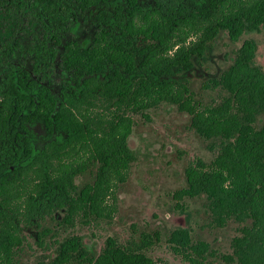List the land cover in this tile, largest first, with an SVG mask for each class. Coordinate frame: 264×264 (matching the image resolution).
<instances>
[{
    "label": "trees",
    "instance_id": "obj_1",
    "mask_svg": "<svg viewBox=\"0 0 264 264\" xmlns=\"http://www.w3.org/2000/svg\"><path fill=\"white\" fill-rule=\"evenodd\" d=\"M0 8L38 20L42 46L53 43L51 59L41 58L61 79L56 97L48 76L14 65L17 42L1 51L0 264H167L150 255L162 243L158 230L133 225L126 242L108 237L100 250L76 232L113 221L117 191L139 161L136 118L149 122L165 106L190 116L214 154L187 166L174 200L205 197L210 229L239 225L230 253L183 229L169 249L185 264H264V67L258 42L245 38L264 34V0H0ZM81 21L93 28L88 43L64 40ZM222 35L242 44L231 66L202 84L217 93L204 103L174 75Z\"/></svg>",
    "mask_w": 264,
    "mask_h": 264
},
{
    "label": "rangeland",
    "instance_id": "obj_2",
    "mask_svg": "<svg viewBox=\"0 0 264 264\" xmlns=\"http://www.w3.org/2000/svg\"><path fill=\"white\" fill-rule=\"evenodd\" d=\"M92 34L91 23L81 21L80 26L74 32L67 33L63 39L87 44ZM43 35V29L32 15L26 18L14 13L7 15L0 8V85L6 72L1 51L7 43L17 42L20 49L14 54V65L39 78L48 76L44 85L56 97L61 96L59 72L50 68L41 58L47 56L51 59L53 45L51 41L44 48ZM245 38H253L258 42L257 63L264 67V34ZM241 44L242 42L233 44L222 35L210 46L202 60L194 59L193 69L188 72L178 70L174 77L178 80H189L197 98L204 103L209 102L217 97V93L203 91L202 84L217 78L231 66L235 52ZM53 65L57 66V62ZM150 117L149 122L136 118L137 125L131 144L139 153V161L134 165L129 181L117 191V214L113 221L101 225L93 232L88 229H79L76 232L87 235V243L96 244L100 250L108 237H116L121 242H126L131 237L133 225L138 227L139 232L158 230L162 234V243L150 255L154 260L167 264H185L173 255L167 245L172 232L179 229L191 231L195 241L208 242L220 253H230L231 242L238 235L239 225L231 222L225 229H210L205 197L187 198L183 202H177L173 198L175 192L187 187V166L196 158L210 163L214 154L208 151L207 143L190 129V116L165 106L152 111ZM37 134L36 144L41 150L45 144V134L42 129H38ZM92 233L95 238L90 239Z\"/></svg>",
    "mask_w": 264,
    "mask_h": 264
}]
</instances>
